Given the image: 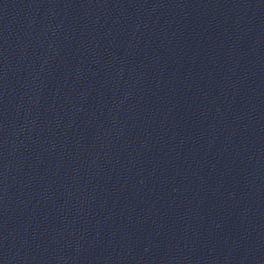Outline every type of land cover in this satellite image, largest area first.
Masks as SVG:
<instances>
[{"label":"water","instance_id":"water-1","mask_svg":"<svg viewBox=\"0 0 264 264\" xmlns=\"http://www.w3.org/2000/svg\"><path fill=\"white\" fill-rule=\"evenodd\" d=\"M0 264H264V0H0Z\"/></svg>","mask_w":264,"mask_h":264}]
</instances>
